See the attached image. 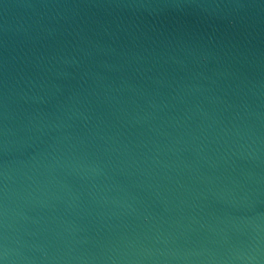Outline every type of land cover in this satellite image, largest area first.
Instances as JSON below:
<instances>
[{
    "label": "water",
    "instance_id": "95a60500",
    "mask_svg": "<svg viewBox=\"0 0 264 264\" xmlns=\"http://www.w3.org/2000/svg\"><path fill=\"white\" fill-rule=\"evenodd\" d=\"M0 264H264V0H0Z\"/></svg>",
    "mask_w": 264,
    "mask_h": 264
}]
</instances>
